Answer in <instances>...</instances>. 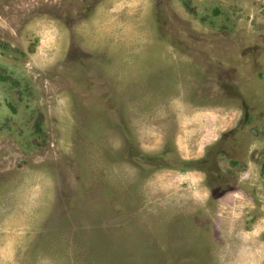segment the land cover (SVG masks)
<instances>
[{
  "label": "rangeland",
  "instance_id": "obj_1",
  "mask_svg": "<svg viewBox=\"0 0 264 264\" xmlns=\"http://www.w3.org/2000/svg\"><path fill=\"white\" fill-rule=\"evenodd\" d=\"M0 264H264V0H0Z\"/></svg>",
  "mask_w": 264,
  "mask_h": 264
}]
</instances>
